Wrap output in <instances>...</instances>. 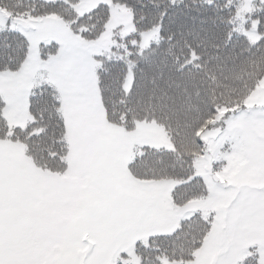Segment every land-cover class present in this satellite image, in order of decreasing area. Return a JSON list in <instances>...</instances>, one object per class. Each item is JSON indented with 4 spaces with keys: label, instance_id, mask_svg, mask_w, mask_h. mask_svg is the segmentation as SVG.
Listing matches in <instances>:
<instances>
[{
    "label": "rangeland",
    "instance_id": "rangeland-1",
    "mask_svg": "<svg viewBox=\"0 0 264 264\" xmlns=\"http://www.w3.org/2000/svg\"><path fill=\"white\" fill-rule=\"evenodd\" d=\"M231 1L235 31L256 40L254 25L244 26L253 0ZM98 3L108 4L111 15L92 41L79 39L57 17L0 10V30L19 31L28 41L21 66L0 72L8 125H24L31 90L50 85L67 146L66 170L58 173L35 165L21 143L0 140V264H139L137 242L172 232L196 212L211 230L189 264H241L251 253L264 264V80L244 109L219 111L222 127L201 133L205 152L194 168L206 184V200L180 207L171 196L175 181H139L126 168L143 146L169 147L164 131L145 123L126 129L104 118L96 58L113 56L133 26L128 11L109 0H81L74 8L80 14ZM155 39L157 28L143 33L140 45ZM42 43H55L56 53L42 58Z\"/></svg>",
    "mask_w": 264,
    "mask_h": 264
},
{
    "label": "trees",
    "instance_id": "trees-1",
    "mask_svg": "<svg viewBox=\"0 0 264 264\" xmlns=\"http://www.w3.org/2000/svg\"><path fill=\"white\" fill-rule=\"evenodd\" d=\"M81 0H0V10L15 17L54 16L83 41L98 39L110 21V8L98 3L86 12ZM125 8L133 31L118 40L113 56H98L97 91L108 124L133 130L154 124L166 134L169 147L143 146L127 164L139 181L176 182L172 201L186 206L206 194L194 168L205 146L201 133L222 127L219 111L235 113L264 80V3L253 1L246 31L254 25L257 39L235 31L236 7L231 0H109ZM157 28V39L141 46L143 33ZM44 59L56 53L55 43L40 44ZM28 41L23 33L0 30V72L15 71L25 61ZM129 77V81L127 80ZM0 96V140L19 142L37 166L63 173L67 146L65 121L54 88L35 86L27 101L30 119L11 128ZM128 131V130H127ZM199 213L181 220L170 233L135 244L139 264H189L210 232ZM241 264H259L249 254Z\"/></svg>",
    "mask_w": 264,
    "mask_h": 264
},
{
    "label": "water",
    "instance_id": "water-1",
    "mask_svg": "<svg viewBox=\"0 0 264 264\" xmlns=\"http://www.w3.org/2000/svg\"><path fill=\"white\" fill-rule=\"evenodd\" d=\"M89 247H91V245L89 244Z\"/></svg>",
    "mask_w": 264,
    "mask_h": 264
}]
</instances>
